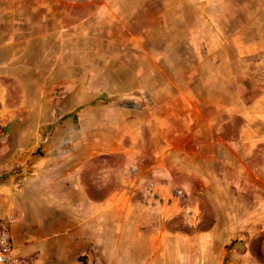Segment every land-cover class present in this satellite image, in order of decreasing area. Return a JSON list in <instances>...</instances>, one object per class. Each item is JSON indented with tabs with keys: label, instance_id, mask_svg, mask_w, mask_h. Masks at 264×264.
Returning a JSON list of instances; mask_svg holds the SVG:
<instances>
[{
	"label": "crops",
	"instance_id": "0c3cea01",
	"mask_svg": "<svg viewBox=\"0 0 264 264\" xmlns=\"http://www.w3.org/2000/svg\"><path fill=\"white\" fill-rule=\"evenodd\" d=\"M10 2L18 6L0 11V220L9 230L14 252L34 264H75L77 260L98 264L109 259L115 264H181L184 239L190 236L184 234L181 221L173 223L172 217L177 214L174 211L192 215L196 206L192 197L232 195L231 189L221 190L206 183L184 189L190 201L180 195L181 198L174 197L166 180L167 147L161 141L138 173H130L129 168L126 173L116 172L113 180L119 179V183L105 187L104 164L110 163L111 167L114 162L110 158H115L116 168L118 157L129 161L131 148L123 143L104 148L99 143L93 150L88 143L66 142L71 119L62 118L63 110L56 113L51 103L40 105V100L53 101L54 96L39 89L44 80L34 73L39 61H33L32 54L35 59L37 56L31 46L40 41L42 20L55 18L37 8L55 4V0H0V4ZM185 17L187 13L181 10L179 20ZM189 30L196 39H182L184 44L178 45L181 48L169 50L166 68L157 59L150 62L149 76L151 70L158 71L159 67L160 79L167 76L165 81H159L162 86L158 91L149 93L153 99H159L156 108L163 109L161 101L165 97L173 101L167 105L166 116L155 114L153 123L159 131H185L192 123L193 132L212 133L205 141L206 160L211 165V174L205 177L226 181L234 171L242 181V166L249 161L240 155L241 148L257 147L252 139L259 142L264 138L262 107L255 112L253 121L238 127L243 133L239 140L233 141L225 134L233 130V116L244 114L233 109L231 92L233 58L246 61V54H241L244 47L239 44L233 56L229 38L223 34L216 36L212 30L207 38H202L200 29ZM170 52L176 55L170 56ZM168 68H175V72ZM162 69L168 72L164 74ZM10 82L18 86L16 90L10 88ZM156 82L147 78L149 84ZM172 85L175 87L171 88ZM237 102L240 104L239 97ZM173 108L179 128L174 125ZM247 134L250 138L243 147ZM105 151L115 157L104 162L100 155ZM179 153L176 166L180 164L183 172L185 152L180 149ZM90 159L97 165L93 166ZM187 159L194 163L204 158ZM141 178L164 183L156 193L134 183ZM243 188H249L256 196L264 194L263 188L257 186ZM148 222L153 230L146 237L142 229ZM200 236L206 241L207 250L212 249L210 254L207 251L205 264H242L246 260V255L239 256V260L235 256L226 259L224 242L214 239V231L202 232Z\"/></svg>",
	"mask_w": 264,
	"mask_h": 264
},
{
	"label": "rangeland",
	"instance_id": "374dc122",
	"mask_svg": "<svg viewBox=\"0 0 264 264\" xmlns=\"http://www.w3.org/2000/svg\"><path fill=\"white\" fill-rule=\"evenodd\" d=\"M17 6L13 2L3 3L0 11ZM37 9L55 16L42 20L40 41L31 45L37 56L35 59L32 54L33 61H39L34 73L44 80L39 89L54 96L53 101L43 103L40 100V105L45 107L51 103L56 113L63 110L62 118L70 117L72 124L64 138L68 143L71 140L88 143L93 150L99 143L104 148L113 147L115 143L131 148L129 161L117 158V169L115 158H110V162H114L111 167L110 163L104 164V186L110 188L119 183V179L113 180L116 172L126 173L129 168L130 173H136V170L138 173L154 146L161 141L167 147L166 180L174 197L182 196L190 201L184 189L206 186V183L221 190L231 189L233 193L192 197L196 201L191 212L193 216L174 211L177 214L172 217L173 223L181 221L184 234L190 236L184 239L180 263L205 264L208 250L200 235L214 231L213 238L224 242L226 259L235 256L239 260V256L246 255L242 264H264V194L256 196L249 188H243L257 186L264 190V138L259 142L252 139L257 147L241 148L240 155L249 161L242 166V181L234 171L226 181L208 179L211 165L206 160L208 148L205 141L213 134L193 132L192 123L185 131H159V126L153 123V116H166L167 105L173 101L165 97L161 101L163 109L156 108L159 99H153L149 93L158 91L162 86L159 81H165L167 76L160 79V67L158 71L151 70V76L147 73L156 59L166 68L169 50L181 48L178 45L184 44L182 39H196L189 30L194 27L200 29L202 38H207L212 30L216 36L223 34L229 38L233 56L240 44L244 47L241 54L247 57L246 61L233 58L231 92L233 109L244 114L233 116V130L225 133L233 141L239 140L243 133L238 127L249 124L254 120L255 112L264 108V0H55V4L39 5ZM181 10L187 13L183 21L178 18ZM161 45H164L163 49ZM167 46L172 48L167 49ZM174 54L170 52V56ZM168 69H162L164 74ZM169 70L175 72V68ZM149 77L157 82L147 83ZM17 87L10 82L11 89ZM173 110L172 115L176 113ZM177 118L173 116L176 127ZM247 138H250L248 134L243 147L248 143L245 140L249 141ZM180 149L185 152L183 158L187 162V165L184 162L183 172L180 164L176 166ZM233 155L238 153L233 152ZM100 156L105 162L114 155L105 151ZM192 156L204 159L189 163L187 158ZM92 162L93 166L97 165L95 160ZM201 174L204 176L200 178ZM134 181L138 182L140 189L154 191L164 183L152 178ZM146 218L150 220L149 215ZM149 222L142 229L146 237L153 230ZM211 251L209 248V254ZM22 257L34 264V261ZM74 263L88 264L85 260ZM98 264L115 262L109 259Z\"/></svg>",
	"mask_w": 264,
	"mask_h": 264
},
{
	"label": "built area",
	"instance_id": "2783aa9c",
	"mask_svg": "<svg viewBox=\"0 0 264 264\" xmlns=\"http://www.w3.org/2000/svg\"><path fill=\"white\" fill-rule=\"evenodd\" d=\"M0 264H29L13 250L12 240L7 226L0 220Z\"/></svg>",
	"mask_w": 264,
	"mask_h": 264
}]
</instances>
